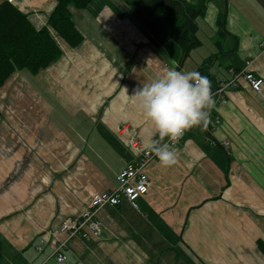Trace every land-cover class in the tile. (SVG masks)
Masks as SVG:
<instances>
[{"label":"crops","instance_id":"1","mask_svg":"<svg viewBox=\"0 0 264 264\" xmlns=\"http://www.w3.org/2000/svg\"><path fill=\"white\" fill-rule=\"evenodd\" d=\"M11 3L40 28L56 0ZM72 13L81 42L72 47L47 26L59 59L0 87V264H264V0H206L190 54L202 51L190 70L202 64L212 88L231 80V68L262 79L261 89L244 78L227 84L226 102L211 111L220 122L187 131L176 166L154 158L136 206L123 199L97 210L100 237L70 235L62 223L92 191L118 185L136 158L128 138L145 145L156 134L131 95L157 73L188 69L181 54L166 58L151 45L128 0Z\"/></svg>","mask_w":264,"mask_h":264},{"label":"trees","instance_id":"2","mask_svg":"<svg viewBox=\"0 0 264 264\" xmlns=\"http://www.w3.org/2000/svg\"><path fill=\"white\" fill-rule=\"evenodd\" d=\"M129 1V0H128ZM12 2V1H11ZM8 0L0 2V87L16 71L35 75L61 56V48L50 34L52 28L67 44L74 47L82 35L73 22L72 8H86L95 0H56L48 16L47 26L36 28L27 15ZM133 17L150 34L149 41L158 49L174 41L186 59L201 44L199 22L206 10V0H130ZM218 40L225 36L221 18H218ZM210 58L206 59L208 62ZM198 72L202 73V69ZM264 254V242L257 241Z\"/></svg>","mask_w":264,"mask_h":264},{"label":"clouds","instance_id":"3","mask_svg":"<svg viewBox=\"0 0 264 264\" xmlns=\"http://www.w3.org/2000/svg\"><path fill=\"white\" fill-rule=\"evenodd\" d=\"M211 88L208 77L198 71L185 73L170 68L155 74L131 95L137 110L158 134V139L148 140L144 147L162 167L171 168L179 163L173 145L187 131L194 127L206 129L210 124L215 106Z\"/></svg>","mask_w":264,"mask_h":264},{"label":"built area","instance_id":"4","mask_svg":"<svg viewBox=\"0 0 264 264\" xmlns=\"http://www.w3.org/2000/svg\"><path fill=\"white\" fill-rule=\"evenodd\" d=\"M13 1V0H8ZM260 46L264 49V40L260 42ZM250 62H247L249 64ZM232 76L231 80L225 82L222 77L214 83L215 86L211 89L215 103L219 102L224 104L225 99V86L232 84L237 86V81L244 78L253 90H260L262 86V79L255 78L253 75L243 73L242 71H235L229 69ZM212 114V113H211ZM220 122L219 116L211 117V125ZM152 139H158V134H155ZM165 142H168L167 140ZM179 143V142H178ZM173 145L174 148L177 144ZM228 144V141H224ZM128 148L135 154L136 158L133 161L127 162L116 174L118 185L112 190L92 191L89 195V201L86 207L75 216H68L62 223V228L70 235L78 234L82 237L94 236L100 237L103 233V223L98 219L96 212L98 209L106 205H118L123 199L128 200L133 206H136V200L142 195L146 194L150 188V180L146 174L147 165L156 158L154 155L148 153L141 140L135 137L128 138ZM65 260V255L62 253L56 254V261L62 262Z\"/></svg>","mask_w":264,"mask_h":264},{"label":"rangeland","instance_id":"5","mask_svg":"<svg viewBox=\"0 0 264 264\" xmlns=\"http://www.w3.org/2000/svg\"><path fill=\"white\" fill-rule=\"evenodd\" d=\"M130 1V0H129ZM203 35V34H202ZM216 50V46L214 45L211 49V52L215 51ZM160 51L162 53V55L166 58H170L171 56H175L176 53L180 56V51H179V48L177 46V44L174 42V41H168L167 43H164L161 48H160ZM197 53V54H196ZM195 54H192V55H189V57L186 58V60L184 59V63H185V68L188 69V70H184V72H191V71H194V69L190 70L191 67H193L196 62H199L202 56V51H198L196 52ZM199 56V57H198ZM210 58V57H209ZM210 61V60H209ZM208 61V62H209ZM204 63V62H203ZM200 65L202 64H199V68H200ZM199 68L197 67V70H199ZM204 131V130H203ZM205 132V131H204Z\"/></svg>","mask_w":264,"mask_h":264}]
</instances>
